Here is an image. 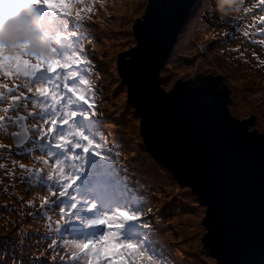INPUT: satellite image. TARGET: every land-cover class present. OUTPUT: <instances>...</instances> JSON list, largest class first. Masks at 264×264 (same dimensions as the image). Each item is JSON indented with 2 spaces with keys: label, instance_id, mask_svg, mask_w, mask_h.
<instances>
[{
  "label": "snow or ice",
  "instance_id": "6c2138e0",
  "mask_svg": "<svg viewBox=\"0 0 264 264\" xmlns=\"http://www.w3.org/2000/svg\"><path fill=\"white\" fill-rule=\"evenodd\" d=\"M10 2L17 7L27 4L29 11L18 27L0 35V105H3L0 130L8 133L11 127L18 129L10 133L12 144L0 143V152L7 150L11 164L9 170L5 163H0V169L6 170L13 180L18 169L21 180L26 179L30 186L47 191L38 197L39 207L35 197L27 201V207L35 209L28 215L44 219L43 226L48 230L50 241L39 255L28 258L27 264H45L49 255L47 264H177L172 249L159 236L165 230L158 227L164 209L153 213L151 207L145 208V199L132 187L133 184L141 188L144 185L133 180L129 169L120 165L117 149L122 146L115 142L109 145L101 128L104 118L96 97L103 89L95 87L101 69L93 59L94 52L84 41L95 43V39H89L95 31H90L92 5L99 4L103 8L105 0ZM207 3L208 0H201L200 6L207 7ZM245 3L246 0H220L221 11L225 4L230 5L243 13L237 20L245 23L251 15L252 23H246V28L256 29L264 36V15L253 14L258 7L264 11V0H258L251 7H243ZM85 4L86 7H81ZM203 15L207 12L192 19ZM213 17L215 19L214 13ZM54 18L59 20L62 31L53 29ZM145 19L147 22L148 18ZM216 22L229 23L223 17ZM235 35V32H224L217 44L223 45ZM250 35L247 30L243 32L245 38ZM256 43L264 46V39ZM231 51L240 52V46ZM252 55L258 66L264 67V58L255 51ZM92 75L96 76L95 81L89 78ZM168 79H171L170 74L163 82ZM19 80L25 83L9 82ZM190 85L201 89L209 87L199 78ZM21 110L26 115H20ZM225 123L233 134L246 137L233 121L225 117ZM259 139L264 155V135ZM37 152L40 154L36 155ZM13 154L30 158L31 165L11 159ZM138 155L133 151L131 159L125 163H135ZM163 175H167L166 170ZM109 186L124 194L131 193L130 203L106 207L105 193L101 189ZM93 194L98 197L96 202H93ZM57 208L58 218L53 220L47 212ZM153 219L157 226L153 225ZM20 237L18 243L7 238L3 243L14 246L20 252V264H25L24 239L28 234L21 230ZM184 255L187 257V253ZM258 264H264V256L259 258Z\"/></svg>",
  "mask_w": 264,
  "mask_h": 264
},
{
  "label": "water",
  "instance_id": "95a60500",
  "mask_svg": "<svg viewBox=\"0 0 264 264\" xmlns=\"http://www.w3.org/2000/svg\"><path fill=\"white\" fill-rule=\"evenodd\" d=\"M199 4L148 0L133 24L132 46L120 52L117 71L127 102L139 115L148 152L207 206L203 241L215 264H258L264 256V155L259 139L264 134L246 129L253 122L239 108L237 115L247 119L230 116L227 92L212 87V76L177 79L167 91L161 86L164 63ZM197 78L209 87L193 88L190 82ZM225 117L252 138L233 134ZM260 128L264 131V123Z\"/></svg>",
  "mask_w": 264,
  "mask_h": 264
},
{
  "label": "rangeland",
  "instance_id": "374dc122",
  "mask_svg": "<svg viewBox=\"0 0 264 264\" xmlns=\"http://www.w3.org/2000/svg\"><path fill=\"white\" fill-rule=\"evenodd\" d=\"M141 1L145 4H147L148 2V0H121L122 10L125 9L126 5L132 8L131 18L125 17L128 20V23L126 24L125 28L126 30H124V32H127L126 34L117 33V31L120 29V26L114 27L112 24L111 26L113 27L111 28V30L114 31L113 33L109 32L107 33V36H96V39L98 40L95 48V51L97 53L95 58L99 65L98 67L101 69V72L99 81L95 84V87L97 89H103L102 92L98 93L96 100L99 102V110L103 114V123L106 124V126L103 124L101 126L104 127L103 133L108 140V144L111 145L113 142H115L117 145L122 146L117 149L119 151V156L122 154L123 149L125 150L128 145H134L136 148H129L131 152H137L139 154L138 157L143 156L144 162H146L147 164H151L154 169L158 168L162 170L163 168L161 167H165V165L155 161L149 155L146 149V144L140 134L139 115L137 111L132 107V105L127 102L126 87L117 71V63L119 61L120 52L132 46L135 40L132 30L133 24L135 20L142 15L143 12L142 10H140V12L134 14V11L135 5ZM197 24L199 25L200 22H197ZM99 46H101L100 49ZM179 49L180 51L177 52L175 51L174 47L172 48L170 56L165 61L163 69L160 72V76L163 77L161 86L165 91H167L177 79L183 78L182 81H184L190 76H196L199 74L205 75V73L209 71L205 70L206 66L200 63V61L198 60V56H202V54H198L197 56L192 58L191 54L192 51H194V43L190 46H187V43L182 44ZM181 56H187L189 58H192V60L186 64L184 63V61H181L179 59ZM176 58L180 60V63L176 61ZM211 58L215 59V56ZM207 59H209V56L206 55L204 60ZM209 62H212V60H210ZM217 62L219 63V60H217ZM230 66L233 67V64L230 63ZM181 68L185 69L177 73V71ZM172 70L173 74L171 73ZM208 73L214 75L213 73H215V71H211ZM168 74L171 75V79H168L165 83L163 81L165 80L166 75ZM231 75L232 72L230 76ZM89 78L93 81L96 80L95 75H92ZM254 81L255 79L248 81L245 80L242 84L234 86L244 97L242 100L238 101V108L242 112L247 109H251V111L245 115L249 119H251L250 116H255L256 119L264 123V108L262 107L264 105V95H258L256 93V90L257 92L261 90L262 84H260L256 90L249 88L250 84ZM255 97H257L258 100L257 102L253 103ZM2 106L3 105H0V107ZM29 110H31V108H29ZM20 113L26 115L23 110H21ZM11 115H15V113H11ZM31 123L32 121L29 120L28 124L31 125ZM110 124H112L113 128H117L119 131L117 129H111ZM14 130L17 131L18 129L15 127H11L8 129V133H4L2 130H0V143L12 144L10 133ZM110 133H112V135H110ZM127 149L128 148H126V151ZM35 154L39 155L38 152ZM7 157V150L0 152V163H5L8 166V169L10 170L11 164ZM11 159L18 160L13 155ZM21 162H24L29 165H31L32 163L30 158H22ZM137 167H142L139 162L137 163ZM20 175L21 174L17 169L16 179L13 180L11 175H9L6 170L0 169V240L2 238L0 249L3 250V238L8 239V236L14 235L13 233H16L14 237L18 238L21 230H23L28 234V237L24 239V251L27 264V259L32 256L39 255L40 251L47 248V243L50 241H48L47 239L48 230L43 226L45 223L44 219L42 217H37L36 219H33L31 216L28 215L29 211H35V209H29L27 207V201L32 200L35 197V203L37 207H39L38 197L40 195H43L41 193V189L30 186L26 179L21 180L19 178ZM155 183L161 185L160 187L156 188L158 203H160L161 200H168L164 209L166 210V213L169 214L172 210H174L176 212H173L174 214L172 217L188 214V212L196 217L200 224L198 234V247L203 253L202 257L204 259V264H215L214 258L209 256L208 254L204 255V253L206 252H203V235L205 232V227L202 224V216L204 215V208H202L201 206H198L196 208H184L182 204L185 203L189 206L191 204L197 203L194 194L190 192L186 185H179V183L174 180V178L171 176V174H169V172H167V178L164 180V183ZM182 192H190L191 194L182 195ZM174 199H176L175 204ZM21 201H23V203ZM51 213L55 218V214L53 212ZM165 219L168 221V218ZM180 222L181 223L179 224H175V228L177 230L180 229L182 231L177 237H174L177 238L173 241L174 245L178 249L182 248V251H186L189 255L193 253L197 254L192 244V232L194 231L190 232V237L189 233L185 230V219H181ZM20 238L21 237H19L14 242L18 243ZM13 248L15 247L13 246ZM57 251H60V249L58 248ZM60 254L63 255L61 251ZM1 259L2 253L0 252V261ZM48 259H50V255L45 258V264H47Z\"/></svg>",
  "mask_w": 264,
  "mask_h": 264
},
{
  "label": "bare ground",
  "instance_id": "6f19581e",
  "mask_svg": "<svg viewBox=\"0 0 264 264\" xmlns=\"http://www.w3.org/2000/svg\"><path fill=\"white\" fill-rule=\"evenodd\" d=\"M129 9H131V8H127V9L122 10V7H121L120 4H118V6H115L113 8V11H114V20L111 22L113 24V26L119 27V26L122 25V18L128 13V11H130ZM111 27H112L111 25H108L107 28H111ZM203 32L205 34H207L206 31H203ZM192 38L193 37H191V39ZM100 48H101V46H99V49ZM174 48H175V51H177V52L180 51V49H179L178 46H175ZM194 54H195V56H197L198 54H201V52H199L196 49L194 51ZM198 60L199 61H202V62H205V60L202 57H200V56H198ZM207 60H209V61L212 60V62H210V63H213L215 65L217 64V61H215V59H213L211 57L209 59H207ZM205 64H207V63H205ZM184 69L185 68H181L180 70L177 71V73L180 72V71H183ZM171 73L173 74V70L171 71ZM245 76H246L245 74H243V75L237 74L236 77H238V78L236 80L232 81L231 83L232 84H240V83H242V78H244ZM257 100H258V98H254L253 103L257 102ZM262 107L264 108V105ZM250 111H251V109H247V110L243 111V113L244 114H247ZM110 127H111V129H117V128H113L112 124H110ZM141 159H142V161H141ZM136 162L137 163L139 162L140 165L143 168L149 170V172H150L151 176L153 177L154 181L159 182V183H162L167 178V175L166 176L163 175V170H160L158 168L157 169H154V167L151 164H147L146 162H144V157L143 156L138 157L137 160H136ZM183 218H185V222H184L185 226L186 227H189L187 229V232L189 233L191 231H194V232H192V238H193L192 244H193V246H194V248H195V250L197 252L196 258L199 259V261H203V264H204V259L202 257V254L203 253H202V251L198 247V234H199L200 224H199L198 220L196 219V217L193 214L189 213V212H188L187 215H183ZM178 219H179V217H175L174 218L175 221H177ZM0 252L2 253V256L3 257L9 256V254L7 252H5L4 250H2V249H0Z\"/></svg>",
  "mask_w": 264,
  "mask_h": 264
},
{
  "label": "clouds",
  "instance_id": "9594fccd",
  "mask_svg": "<svg viewBox=\"0 0 264 264\" xmlns=\"http://www.w3.org/2000/svg\"><path fill=\"white\" fill-rule=\"evenodd\" d=\"M115 2H117V0H109V2L106 5H108L110 3L113 4ZM217 2L220 3V0H217ZM138 3L140 5H139V8H138L139 10L136 13L140 12V10H142V12H143L146 4L143 3L142 1L138 2ZM118 4H120L119 1H118ZM202 9H203V11L201 12V14L204 13V12H207V13L209 12V10H206L204 7H201L200 4H199L197 9L195 10V13H194L193 17H196V15H198ZM204 9H205V11H204ZM28 11H29V7H28L27 4H22L19 7H17L15 4L11 3L10 0H3V2L0 3V31H7L10 28L18 27L21 24L23 17L28 13ZM111 12L114 13L113 9H112V11H109V14H111ZM193 17H191L188 20V23H187L188 26L192 22H194V20L192 19ZM99 22H101L104 25L102 20H100ZM127 23H128V20L126 21L125 26H126ZM185 29H186V26L183 28V31L178 34L177 38H180L179 36H181L182 34H185V32H184ZM187 29H188V27H187ZM132 30H133V35H134V26H133ZM103 36H105V35H103ZM97 40L98 39H96V43H97ZM94 52H95V54H97L95 50H94ZM162 80H163V77H162ZM11 142L13 143L12 139H11ZM21 161H22V158H21ZM14 235L13 236H8V238L13 239V238H15ZM4 239L5 238H3V240ZM1 240H2V238H1ZM1 240H0V247H1ZM3 249H4L5 252H7L11 256L9 251H7L4 247H3ZM1 260L3 261V259H1ZM3 262H5V261H3ZM0 264H2L1 261H0Z\"/></svg>",
  "mask_w": 264,
  "mask_h": 264
},
{
  "label": "trees",
  "instance_id": "16d2710c",
  "mask_svg": "<svg viewBox=\"0 0 264 264\" xmlns=\"http://www.w3.org/2000/svg\"><path fill=\"white\" fill-rule=\"evenodd\" d=\"M181 58H183L182 60H184V61L189 60V58H184V57H181ZM194 261H196L198 264H201V261H199V259L196 258V255H195Z\"/></svg>",
  "mask_w": 264,
  "mask_h": 264
},
{
  "label": "flooded vegetation",
  "instance_id": "af4514ba",
  "mask_svg": "<svg viewBox=\"0 0 264 264\" xmlns=\"http://www.w3.org/2000/svg\"><path fill=\"white\" fill-rule=\"evenodd\" d=\"M198 22V19H195V23H197Z\"/></svg>",
  "mask_w": 264,
  "mask_h": 264
}]
</instances>
